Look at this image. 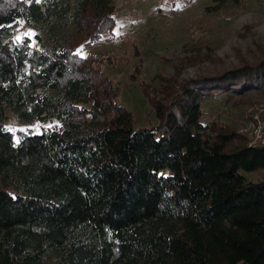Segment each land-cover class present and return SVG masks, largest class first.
Instances as JSON below:
<instances>
[{
	"label": "trees",
	"instance_id": "1",
	"mask_svg": "<svg viewBox=\"0 0 264 264\" xmlns=\"http://www.w3.org/2000/svg\"><path fill=\"white\" fill-rule=\"evenodd\" d=\"M114 12V0H0V264H264V176L245 175L264 171V146L232 145L201 111L264 88V59L162 100L144 90L158 122L135 126L82 54ZM19 21L43 33L36 45L12 39ZM7 112L60 125L13 131Z\"/></svg>",
	"mask_w": 264,
	"mask_h": 264
},
{
	"label": "rangeland",
	"instance_id": "2",
	"mask_svg": "<svg viewBox=\"0 0 264 264\" xmlns=\"http://www.w3.org/2000/svg\"><path fill=\"white\" fill-rule=\"evenodd\" d=\"M114 6V27L82 54L97 55L95 67L117 87L114 100L132 113L135 126L158 122L144 90L153 88L162 100L167 88L178 92L191 79L213 77L264 59V0H225L223 4L213 0H114ZM36 35L43 33L19 21L12 39L28 36L36 45ZM261 108L264 118V88L230 95L221 92L201 101L205 123L234 130L238 134L232 142L235 146L247 144L244 133L250 127L249 113ZM4 124L13 131L27 132L60 125L54 118L24 123L10 112ZM214 137L211 130L205 133L209 141ZM245 175L257 181L264 171Z\"/></svg>",
	"mask_w": 264,
	"mask_h": 264
},
{
	"label": "built area",
	"instance_id": "3",
	"mask_svg": "<svg viewBox=\"0 0 264 264\" xmlns=\"http://www.w3.org/2000/svg\"><path fill=\"white\" fill-rule=\"evenodd\" d=\"M263 108L250 112V127L245 130V139L248 147L264 146V118L260 116Z\"/></svg>",
	"mask_w": 264,
	"mask_h": 264
},
{
	"label": "snow or ice",
	"instance_id": "4",
	"mask_svg": "<svg viewBox=\"0 0 264 264\" xmlns=\"http://www.w3.org/2000/svg\"><path fill=\"white\" fill-rule=\"evenodd\" d=\"M37 2H39V0H37ZM11 130V129H10Z\"/></svg>",
	"mask_w": 264,
	"mask_h": 264
}]
</instances>
